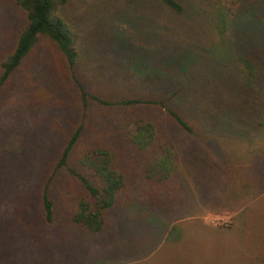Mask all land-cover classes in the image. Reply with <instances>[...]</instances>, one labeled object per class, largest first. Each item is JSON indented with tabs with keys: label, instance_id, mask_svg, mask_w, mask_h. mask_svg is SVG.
<instances>
[{
	"label": "rangeland",
	"instance_id": "374dc122",
	"mask_svg": "<svg viewBox=\"0 0 264 264\" xmlns=\"http://www.w3.org/2000/svg\"><path fill=\"white\" fill-rule=\"evenodd\" d=\"M190 1H182L178 15L157 0H70L58 7L81 51L75 71L84 90L112 100L148 95L154 104L133 107L172 152L173 171L163 184L141 179L139 155L123 145L124 109L88 99L83 105L61 53L38 36L0 93V153L19 160L0 157V227L15 245L6 262L13 248L0 238V264H264V78L255 76L262 80L254 121L223 112L205 89L232 70L242 78L246 64L257 69L246 57L255 55L264 31V0ZM21 25L11 0H0V56ZM187 44L200 56L179 66ZM186 66L189 73L180 71ZM161 103L185 115L192 132ZM78 123L84 130L76 154L88 141L103 142L124 171V186L104 211L102 230L74 233L65 247L52 238L71 226L66 212L81 197L79 186L64 168L56 170L47 183L54 201L49 223L38 193ZM22 229L52 241L21 240Z\"/></svg>",
	"mask_w": 264,
	"mask_h": 264
},
{
	"label": "trees",
	"instance_id": "16d2710c",
	"mask_svg": "<svg viewBox=\"0 0 264 264\" xmlns=\"http://www.w3.org/2000/svg\"><path fill=\"white\" fill-rule=\"evenodd\" d=\"M69 1L11 0L14 10L21 18L22 25L15 39L0 56V93L6 90L11 74L22 65L24 59L31 53L39 37L52 42L61 53L63 60L66 61V69L80 95V100L83 105H85L88 99L101 107L116 105L124 109V115L127 121H123L121 126L123 129L122 138L125 141L123 145L126 148L129 147L139 155V161L142 163L139 167L141 179L143 178L148 185L167 182L173 171L172 152L166 144L158 143L159 136L155 129H153L152 124L140 117L136 108L133 107L141 102L154 104L148 95H143L145 96L143 99L132 96L112 100L95 93H88L84 90L81 77L79 78L78 73L76 74L75 71L81 54L80 49L78 50L74 47L75 33L66 19L61 17L57 12L59 6H64ZM182 1L157 0V3L160 8L168 10L173 15H178L184 11ZM121 3L126 5L128 0H121ZM259 35V43L257 47L254 45L253 49V52L256 50L255 55L250 54L246 57L250 61L255 59L257 69H254L253 64H246L247 70L242 78L238 74H235V70H232L229 74L223 73L222 80H219V78L210 81L206 80L207 85L205 89H207L209 100H217L219 109L222 108L223 112L226 113L236 114L245 121H254V116L257 112L259 113L256 101H259L260 96L256 91L259 92L258 84L262 79L261 77H256L259 74L264 78V31L260 32ZM196 49L197 47H189V44L184 46V49H180V53L177 55V65L183 66L187 63L190 56L194 59L199 57L200 54L197 52L201 49ZM137 67L141 68L139 66ZM184 69L189 73L191 66L190 68L186 66L180 71ZM228 71L229 68L226 72ZM147 72H149L147 75H152L149 70ZM198 75L201 76V74ZM247 75L257 86L255 90H252V83L249 85ZM202 80H205V78L203 77ZM168 83L171 84V82ZM160 105V108L165 109V112L176 124L182 129L192 132L193 128L189 125L185 115L166 109L162 103ZM203 112L205 114L204 110ZM83 127L84 125L79 123L73 126L70 135H68L59 150L56 162L50 168L49 172H47L46 183L41 185L38 193L42 203L41 218L44 222L49 223L53 214L54 201L49 196L47 183L54 177L56 170L60 167L64 168L69 176L77 182L81 191V197H76L75 203L73 202L70 210L66 212L68 214L66 219H68L71 226L65 227L61 224L64 228L61 230L58 229V232H54L53 235L55 237L52 238L54 242H58L57 244L65 247L74 243V233L92 235L102 230L104 226L103 213L115 205L117 201L116 193L124 186V171L123 169H119L113 162V154L107 149L106 144L99 141H88L83 144V149L76 154L75 149L82 141ZM227 134L229 136V134L233 133L227 132ZM0 157L9 160V162H15V159L18 160L17 157L9 152L7 153L5 150L3 153H0ZM0 228V238H2L3 243L7 248H13L9 255H7L6 262H8V257L13 259L15 257V245L13 244L12 246V241L9 238L10 231L4 230L3 227ZM19 233L18 237L21 240L29 239L39 245L41 243L49 244L52 241V239L48 237L44 238L40 236L39 232L31 229H22L19 230ZM0 262H2L1 259Z\"/></svg>",
	"mask_w": 264,
	"mask_h": 264
}]
</instances>
